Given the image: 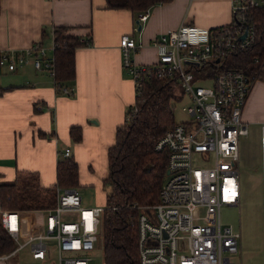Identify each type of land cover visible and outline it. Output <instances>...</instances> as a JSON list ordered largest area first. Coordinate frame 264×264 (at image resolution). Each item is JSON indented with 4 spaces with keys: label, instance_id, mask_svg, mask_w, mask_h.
I'll list each match as a JSON object with an SVG mask.
<instances>
[{
    "label": "built area",
    "instance_id": "2783aa9c",
    "mask_svg": "<svg viewBox=\"0 0 264 264\" xmlns=\"http://www.w3.org/2000/svg\"><path fill=\"white\" fill-rule=\"evenodd\" d=\"M255 7H264V0H231L232 18L224 27L211 30L181 22L160 32L153 41L156 59L149 64L132 58L142 46L132 34L119 38L121 63L131 76L135 97L151 76H173L181 97L190 100L182 106L189 118L173 123L154 144L156 150L167 152L157 201L131 205L139 209L138 264H241L236 258L240 232L222 224L220 208L239 203V137L248 132L242 110L255 80L241 68L220 65L232 52L252 44L254 27L247 14ZM149 10L138 12V23L147 19ZM49 49L51 53L39 41L20 49L0 48V67L14 70L29 63L48 72L56 91L71 94L55 79L54 41ZM260 143L264 206V123ZM59 155L70 156L69 148ZM81 200L76 187L56 186L55 204L43 209L42 227L24 240L18 211L0 207L1 224L15 241V247L0 258L28 246L33 259L44 260L51 240L57 264H88L99 240L104 206H85Z\"/></svg>",
    "mask_w": 264,
    "mask_h": 264
},
{
    "label": "crops",
    "instance_id": "0c3cea01",
    "mask_svg": "<svg viewBox=\"0 0 264 264\" xmlns=\"http://www.w3.org/2000/svg\"><path fill=\"white\" fill-rule=\"evenodd\" d=\"M149 9L147 19L138 23L136 12L107 8L105 0H0V48L20 49L39 41L51 53L59 25L89 40L74 49V78L64 83L71 95L57 93L48 72L29 63L14 72L0 68V88H6L0 90V183L28 170L38 174L41 185H54L59 151L68 147L78 164V185L96 188L104 206L107 150L135 100L133 81L121 63V34L142 43L132 58L148 63L156 59L153 41L160 32L181 22L211 29L232 18L231 0H170ZM242 118L260 128L264 123V80L252 83ZM72 126L81 128L79 141L69 134ZM16 211L22 240L42 227L44 220L38 225L28 218L45 210Z\"/></svg>",
    "mask_w": 264,
    "mask_h": 264
},
{
    "label": "trees",
    "instance_id": "16d2710c",
    "mask_svg": "<svg viewBox=\"0 0 264 264\" xmlns=\"http://www.w3.org/2000/svg\"><path fill=\"white\" fill-rule=\"evenodd\" d=\"M167 1L170 0H105V7L127 8L138 14ZM247 16L254 27L252 44L229 54L220 68H241L254 80H264V7L252 8ZM53 33L55 79L64 84L74 78L75 47L86 45L89 40L68 33L63 25L55 26ZM179 98L181 91L175 77L151 76L143 82L141 94L135 97L134 106L128 108L123 122L116 126L114 143L107 150L108 174L103 180L108 188L101 215L103 264H138L136 217L139 209L131 205L153 204L158 199L167 152L156 150L154 144L175 123L172 100ZM69 134L74 141H79L81 128L72 126ZM78 182L77 162L71 155L60 156L54 185H41L38 174L28 170L17 171L12 181L0 183V207L19 211L51 208L55 204L56 186L75 187ZM14 246L15 241L0 219V254Z\"/></svg>",
    "mask_w": 264,
    "mask_h": 264
},
{
    "label": "rangeland",
    "instance_id": "374dc122",
    "mask_svg": "<svg viewBox=\"0 0 264 264\" xmlns=\"http://www.w3.org/2000/svg\"><path fill=\"white\" fill-rule=\"evenodd\" d=\"M149 63L152 62L147 64ZM0 68L7 70L4 66ZM7 71H5L6 75L8 74ZM12 71L14 72L15 69ZM189 102L190 100L187 96L172 100L174 122L184 121L189 118L186 112L182 110V106L187 105ZM243 121L245 120L243 119ZM247 130L246 135L239 137V203L232 206L223 205L220 208V219L223 225H230L240 232L239 252L236 254V258L241 260V264H264L261 128L257 124L248 123ZM211 162L209 160L206 164L209 165ZM76 187L81 195V203L83 205H101V196L96 192V188L80 185ZM104 188L107 189L105 185ZM29 216L28 219L30 220L32 217V222L34 224L38 223V225L45 219V213L43 212H31ZM47 243L51 248L47 258L44 260L33 259L30 256L28 246H25L9 258L4 259L3 262L0 261V264H57V254L55 249L52 248L54 242L48 240ZM89 257L88 264H103L101 227H99V240L89 253Z\"/></svg>",
    "mask_w": 264,
    "mask_h": 264
},
{
    "label": "water",
    "instance_id": "95a60500",
    "mask_svg": "<svg viewBox=\"0 0 264 264\" xmlns=\"http://www.w3.org/2000/svg\"><path fill=\"white\" fill-rule=\"evenodd\" d=\"M136 22H138V21L136 20ZM137 29H138V30L140 29V25H138ZM244 36H245V33H243L240 37L243 38ZM217 60H218V59H216V61H217Z\"/></svg>",
    "mask_w": 264,
    "mask_h": 264
}]
</instances>
